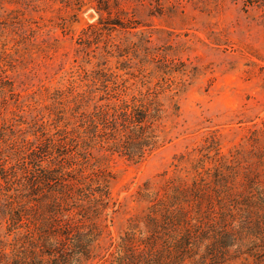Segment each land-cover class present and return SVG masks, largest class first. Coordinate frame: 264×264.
Returning <instances> with one entry per match:
<instances>
[{"label":"rangeland","instance_id":"obj_1","mask_svg":"<svg viewBox=\"0 0 264 264\" xmlns=\"http://www.w3.org/2000/svg\"><path fill=\"white\" fill-rule=\"evenodd\" d=\"M126 105L159 111L160 148L138 164L84 134L85 117ZM66 166L111 175L106 210L62 217L99 233L85 264H116L169 206L192 216L214 199L235 223L219 263L264 264V235L235 228L264 224V0H0V264L41 254Z\"/></svg>","mask_w":264,"mask_h":264},{"label":"trees","instance_id":"obj_2","mask_svg":"<svg viewBox=\"0 0 264 264\" xmlns=\"http://www.w3.org/2000/svg\"><path fill=\"white\" fill-rule=\"evenodd\" d=\"M105 115L103 111H95L85 117L84 134L88 142H105L106 152L120 153L136 164L160 148L158 136L152 131L151 124L159 119V111L151 113L143 108L135 109L126 105L114 110L107 119ZM69 141L65 133L64 149L69 147ZM46 154L49 155L50 150ZM67 166L63 168L62 177L67 179L61 180L62 188L51 193L54 203L47 211L48 221L43 224L41 254L32 252L28 258L9 264H85L90 259V246L99 238L97 229L94 225L82 226V229H90L87 238L77 228L64 223L62 217L69 215L91 221V218L82 214L80 206L93 201L97 205L94 213L106 210L110 201L108 179L111 175L107 172L101 175L94 173L87 179L69 176L72 167ZM222 173V169H216L213 179L216 185L224 187ZM192 193L203 197L198 183H194ZM219 204L216 199L207 202L198 207L192 216L171 210L174 208L172 205L161 219L150 217L146 237L127 234L122 239L121 256L116 264H186L187 261L192 264H220L219 259L230 239L229 229H234L235 223L231 222L229 228L225 229L222 223L224 215L218 213ZM19 220L13 217L12 223L16 224ZM235 228L252 239L262 240L259 236L264 235L263 223L247 222L245 226L239 223ZM136 248H139V253L134 252Z\"/></svg>","mask_w":264,"mask_h":264}]
</instances>
